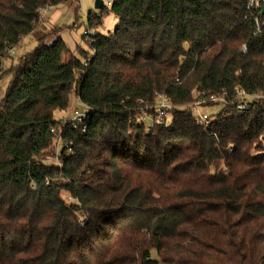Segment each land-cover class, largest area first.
<instances>
[{"label": "trees", "instance_id": "16d2710c", "mask_svg": "<svg viewBox=\"0 0 264 264\" xmlns=\"http://www.w3.org/2000/svg\"><path fill=\"white\" fill-rule=\"evenodd\" d=\"M65 1L0 0V264H264V27L249 0H110L87 28L112 13L114 30L77 53L62 28L39 32ZM26 35L37 45L4 69ZM235 83L260 99L238 110ZM194 92L224 96L206 124ZM71 94L87 111L75 127L53 115ZM159 94L182 108L146 125Z\"/></svg>", "mask_w": 264, "mask_h": 264}, {"label": "rangeland", "instance_id": "374dc122", "mask_svg": "<svg viewBox=\"0 0 264 264\" xmlns=\"http://www.w3.org/2000/svg\"><path fill=\"white\" fill-rule=\"evenodd\" d=\"M97 0H67L65 2L59 3L55 6L50 7L45 12H42L39 21V32L50 33L52 29L56 27L62 28L59 32L60 36L68 46L74 51L80 49L88 50L89 47L85 41L89 39V34L84 35L85 29L87 28V14L91 12L92 14L99 13V10L95 8V2ZM103 4H107L110 0H101ZM117 24V18L112 14L108 13L103 16V23L94 27L95 29H90L91 31H96L102 34L111 33ZM52 36L48 38L50 40ZM37 45V40L32 35H26L22 38L20 43L13 49V52L9 58H5L3 62L4 69H8L12 64L17 63L18 59L27 52L32 51ZM12 79V74L7 71L3 76L0 77V84L2 86H8ZM194 96H196L194 94ZM192 103L188 106L190 107ZM223 103L220 101H215L210 105H199L197 107V112L201 116H205L206 119H210L212 115L216 114L221 110ZM86 110L85 106L79 101V99L71 94L69 97V106L65 110H55L54 118L61 121H66L72 117L74 110ZM170 116L167 117L169 121ZM146 125L150 124V120L147 119ZM60 124H62L60 122ZM65 193H62V197H65Z\"/></svg>", "mask_w": 264, "mask_h": 264}, {"label": "built area", "instance_id": "2783aa9c", "mask_svg": "<svg viewBox=\"0 0 264 264\" xmlns=\"http://www.w3.org/2000/svg\"><path fill=\"white\" fill-rule=\"evenodd\" d=\"M262 3L263 0H249L248 6H250L251 8H253V10L256 12V14L254 15L255 18V27H256V31L259 32L263 27H264V14L261 13L262 11ZM109 5V2L107 3ZM47 9H49V7H45L40 11V16L42 14V12H45ZM96 33V31H91L89 29V31L87 29H85L84 34L88 35L89 37H91L92 35H94ZM88 41L91 40V38L87 39ZM242 50L245 51V45L242 46ZM13 49L9 50L8 53H12ZM234 91H235V98H236V108L238 110H243L246 108L248 102H250L251 100H259L260 99V95H248L244 89L237 83H235L234 85ZM194 94L196 96H194V100L192 103V105L190 106V114L196 119V121L198 123L201 124H206L208 123L209 119H206L205 116H201L198 112H197V107L199 105H202L205 103L206 99H204L203 97H200L199 94L197 92H194ZM210 101H220L223 102L224 101V96H211L209 98ZM176 108H182L180 106H176L174 105L165 94H159L157 95L156 99H155V103L152 107L153 109V114L150 116H145L147 119H149L151 122V126L153 124H158V125H168L169 121L167 120L168 116H171L172 112L174 109ZM87 117V111L85 110H74L72 117H70L69 119H67L65 122L61 121V119L59 120L62 124L66 123V122H71L72 126L75 127L77 125V123L82 122L85 118ZM85 127V126H84ZM53 132H57L56 130H52ZM56 141V146L59 147L60 146V141L58 140V138L55 140ZM56 161H57V157H55Z\"/></svg>", "mask_w": 264, "mask_h": 264}, {"label": "water", "instance_id": "95a60500", "mask_svg": "<svg viewBox=\"0 0 264 264\" xmlns=\"http://www.w3.org/2000/svg\"><path fill=\"white\" fill-rule=\"evenodd\" d=\"M102 1L101 0H97L95 2V8L96 9H100L101 5H102ZM262 14H264V0H263V3H262V11H261Z\"/></svg>", "mask_w": 264, "mask_h": 264}, {"label": "crops", "instance_id": "0c3cea01", "mask_svg": "<svg viewBox=\"0 0 264 264\" xmlns=\"http://www.w3.org/2000/svg\"><path fill=\"white\" fill-rule=\"evenodd\" d=\"M66 42V41H65ZM68 45V44H67ZM69 47V46H68ZM70 48V47H69ZM71 49V48H70ZM72 51H74L73 49H71ZM6 88H7V86H6ZM6 88H5V85L4 86H2L1 84H0V99H2L3 98V96H4V94H5V90H6Z\"/></svg>", "mask_w": 264, "mask_h": 264}]
</instances>
